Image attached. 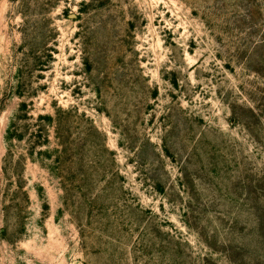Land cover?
Listing matches in <instances>:
<instances>
[{
	"label": "rangeland",
	"instance_id": "1",
	"mask_svg": "<svg viewBox=\"0 0 264 264\" xmlns=\"http://www.w3.org/2000/svg\"><path fill=\"white\" fill-rule=\"evenodd\" d=\"M0 264H264V0H0Z\"/></svg>",
	"mask_w": 264,
	"mask_h": 264
},
{
	"label": "trees",
	"instance_id": "2",
	"mask_svg": "<svg viewBox=\"0 0 264 264\" xmlns=\"http://www.w3.org/2000/svg\"><path fill=\"white\" fill-rule=\"evenodd\" d=\"M44 118L40 117V120H43ZM39 134L36 135V138L40 139V137L42 136V130L38 131Z\"/></svg>",
	"mask_w": 264,
	"mask_h": 264
}]
</instances>
